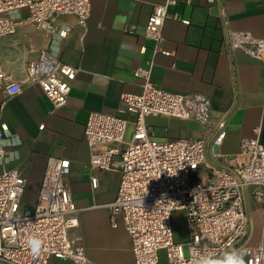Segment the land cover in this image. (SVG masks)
<instances>
[{
    "label": "crops",
    "instance_id": "obj_1",
    "mask_svg": "<svg viewBox=\"0 0 264 264\" xmlns=\"http://www.w3.org/2000/svg\"><path fill=\"white\" fill-rule=\"evenodd\" d=\"M90 1L85 28L72 15L55 18L58 26L71 28L63 38L33 24H20L14 34L0 40V68L22 82L21 92L13 96L0 90V141L8 142L0 144V173L12 168L22 172L26 187L20 205L32 209L47 157L68 159V184L77 208V225L69 231L70 237L80 239L95 264H134L128 234L108 221L107 205L116 196L120 174L88 166L90 149L83 138L88 113L117 114L120 95L141 90L134 71L152 63L155 85L171 92L202 93L210 102L206 123L147 117L155 138H203L208 142L207 157L216 164H222V158L214 154H237L241 140L254 136V128H259L258 138L264 144V64L241 50H230L226 41L229 31L264 39V0H191L170 6L157 54L144 36V26L152 7L165 0ZM42 49L77 68L67 102L59 108L38 85L26 82V63L37 59ZM220 121L226 135L214 145L211 139ZM131 130L128 125L126 133ZM17 136L19 145L12 143ZM13 153L18 157L9 159ZM93 175L97 188L91 186ZM254 189L249 186L245 191L248 236L236 248L254 246L262 238L264 203L254 201ZM48 264L74 263L51 258Z\"/></svg>",
    "mask_w": 264,
    "mask_h": 264
},
{
    "label": "built area",
    "instance_id": "obj_2",
    "mask_svg": "<svg viewBox=\"0 0 264 264\" xmlns=\"http://www.w3.org/2000/svg\"><path fill=\"white\" fill-rule=\"evenodd\" d=\"M189 3L165 0L152 7L144 36L153 42V54L161 52L168 8ZM90 14V0H0V40L14 34L20 24H33L63 38L71 28L55 24L57 16L72 15L85 28ZM226 41L230 50H241L264 64V39L229 31ZM151 67L152 63L134 71L141 90L122 93L117 114L88 113L83 138L90 149L89 169L120 174L116 196L107 205L108 221L128 234L134 264H161L162 259L165 264H193L204 253L219 258L248 236L246 189L253 186L254 201L264 203V144L258 138L259 128L253 129V137L241 140L237 154H214L222 158V164L208 159V142L203 138H155L147 117L206 123L210 102L202 93L160 88L151 81ZM76 71L42 49L37 59L26 63V82L38 85L52 106L59 108L67 102ZM0 90L13 96L21 92L22 82L0 68ZM128 125L132 130L125 139ZM224 125V121L217 123L212 144L222 143ZM2 152L0 148V156ZM69 169L68 159L48 156L36 203L27 210L20 205L26 187L22 172L12 168L0 173V264H48L51 258L95 264L80 239L69 235L77 225ZM90 182L97 188L96 176H90ZM178 210L184 212L186 238L182 242L175 241L172 226V214ZM30 236L42 241L38 256L25 243ZM244 248L249 253L246 264H264V231L257 244Z\"/></svg>",
    "mask_w": 264,
    "mask_h": 264
},
{
    "label": "clouds",
    "instance_id": "obj_3",
    "mask_svg": "<svg viewBox=\"0 0 264 264\" xmlns=\"http://www.w3.org/2000/svg\"><path fill=\"white\" fill-rule=\"evenodd\" d=\"M8 143L7 141H0V144ZM12 143L19 145L22 143L20 137H14ZM18 157V153L9 154V159ZM25 243L29 247L34 256L40 254L42 248V241L35 237L30 236L26 239ZM248 250L245 248H229L219 258L215 257L214 253H204L198 259L193 261V264H246L245 257L248 255Z\"/></svg>",
    "mask_w": 264,
    "mask_h": 264
},
{
    "label": "rangeland",
    "instance_id": "obj_4",
    "mask_svg": "<svg viewBox=\"0 0 264 264\" xmlns=\"http://www.w3.org/2000/svg\"><path fill=\"white\" fill-rule=\"evenodd\" d=\"M130 133L127 131L125 139H129ZM172 226L174 229L175 239L183 240L186 237V230L184 227V212L181 210L175 211L172 214ZM163 255V251H161Z\"/></svg>",
    "mask_w": 264,
    "mask_h": 264
},
{
    "label": "trees",
    "instance_id": "obj_5",
    "mask_svg": "<svg viewBox=\"0 0 264 264\" xmlns=\"http://www.w3.org/2000/svg\"><path fill=\"white\" fill-rule=\"evenodd\" d=\"M161 264H165V261H164V259H162V260H161Z\"/></svg>",
    "mask_w": 264,
    "mask_h": 264
}]
</instances>
